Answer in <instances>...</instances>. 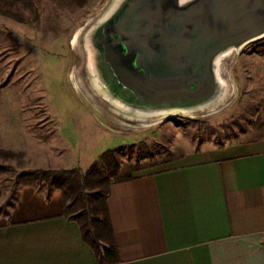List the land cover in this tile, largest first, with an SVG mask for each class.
I'll return each mask as SVG.
<instances>
[{"label": "rangeland", "instance_id": "1", "mask_svg": "<svg viewBox=\"0 0 264 264\" xmlns=\"http://www.w3.org/2000/svg\"><path fill=\"white\" fill-rule=\"evenodd\" d=\"M106 0L57 8L53 1L15 4L0 13V155L5 199L23 186L51 187L38 170L85 172L112 150L120 172L135 175L174 165L200 147L264 136V38L237 55L230 72L235 96L221 112L198 119L172 117L137 127L98 107L77 77L76 30ZM199 120V121H191ZM134 173V172H133Z\"/></svg>", "mask_w": 264, "mask_h": 264}, {"label": "crops", "instance_id": "2", "mask_svg": "<svg viewBox=\"0 0 264 264\" xmlns=\"http://www.w3.org/2000/svg\"><path fill=\"white\" fill-rule=\"evenodd\" d=\"M5 197L0 176V264H264V136L112 181L116 255L107 263L64 215L59 189Z\"/></svg>", "mask_w": 264, "mask_h": 264}, {"label": "water", "instance_id": "3", "mask_svg": "<svg viewBox=\"0 0 264 264\" xmlns=\"http://www.w3.org/2000/svg\"><path fill=\"white\" fill-rule=\"evenodd\" d=\"M264 38V0H106L74 33L87 96L125 124L217 114L231 66Z\"/></svg>", "mask_w": 264, "mask_h": 264}, {"label": "trees", "instance_id": "4", "mask_svg": "<svg viewBox=\"0 0 264 264\" xmlns=\"http://www.w3.org/2000/svg\"><path fill=\"white\" fill-rule=\"evenodd\" d=\"M57 8H77L85 0H51ZM30 0H0V13L10 14L15 4H33ZM199 121V120H191ZM0 155L15 157L20 153L1 150ZM132 172L121 173L112 150H106L99 162H94L85 172L78 168L38 170L41 179L61 191L63 212L66 218L78 224L82 239L93 249L97 263H107L116 255V243L112 237L107 200L112 181L134 177L137 166H125ZM134 172V173H133Z\"/></svg>", "mask_w": 264, "mask_h": 264}, {"label": "bare ground", "instance_id": "5", "mask_svg": "<svg viewBox=\"0 0 264 264\" xmlns=\"http://www.w3.org/2000/svg\"><path fill=\"white\" fill-rule=\"evenodd\" d=\"M72 47H73V48H76V46H75V42H74V39H72Z\"/></svg>", "mask_w": 264, "mask_h": 264}]
</instances>
